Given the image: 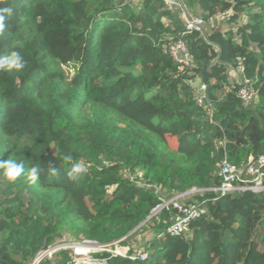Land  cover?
Returning <instances> with one entry per match:
<instances>
[{"label":"trees","instance_id":"trees-1","mask_svg":"<svg viewBox=\"0 0 264 264\" xmlns=\"http://www.w3.org/2000/svg\"><path fill=\"white\" fill-rule=\"evenodd\" d=\"M180 3L0 0L11 9L0 54L26 61L0 71V159L25 167L15 182L0 177V264H32L67 242L128 247L94 252L104 264H264V192L213 191L223 161L264 157V0ZM191 9L198 16L185 17ZM221 15L229 28L186 29ZM178 43L188 64L170 53ZM34 166L44 171L33 183ZM190 191L180 203L204 213L170 236L177 210L155 211ZM143 233L142 250L129 248ZM37 264L76 258L63 249Z\"/></svg>","mask_w":264,"mask_h":264},{"label":"built area","instance_id":"built-area-1","mask_svg":"<svg viewBox=\"0 0 264 264\" xmlns=\"http://www.w3.org/2000/svg\"><path fill=\"white\" fill-rule=\"evenodd\" d=\"M171 4V3H170ZM224 15H221V17ZM219 17V16H218ZM186 29L188 31L195 30L200 31V27L203 25L202 21L197 18H188L186 20ZM171 55L179 62L183 64H188V54L186 53V49L183 44L178 43L174 49L171 50ZM240 97L243 101L249 102L254 99V94L247 90L246 88H243L239 92ZM219 176L221 177V186L219 188L213 189L215 192H221L223 193H235V192H242V191H251V192H264V157H258L255 161L250 162L243 168H237L235 165H232L228 163L227 161H223L219 170ZM181 198V196H177L162 205H160L155 213H157L159 210L163 208H168L169 206H172L175 208L178 212L177 216L171 223V225L167 229V233L170 236H179L183 233V231L186 229V227L190 224L191 221L196 220L199 218L204 211L199 208H193L188 207L186 205L181 204L178 200ZM117 244V243H116ZM69 244H62L56 247H53L52 249H47L46 252H44V256L51 255V253H55L58 250L63 249H71L73 248L75 250V254L78 255L75 245L68 246ZM86 246V245H85ZM83 246V247H85ZM61 247V248H60ZM54 248H59L58 250ZM86 248L93 250V251H106L105 247H97V246H86ZM96 249V250H95ZM72 250V249H71ZM90 252V251H89ZM42 253V252H41ZM40 257H36L34 262L36 264L38 261L43 258L44 256L42 254ZM116 255H120L122 257H126V254L123 256L122 254L115 253ZM146 257L145 254H140L139 259L144 260ZM129 259H134L135 256H129ZM104 263V262H103Z\"/></svg>","mask_w":264,"mask_h":264},{"label":"rangeland","instance_id":"rangeland-1","mask_svg":"<svg viewBox=\"0 0 264 264\" xmlns=\"http://www.w3.org/2000/svg\"><path fill=\"white\" fill-rule=\"evenodd\" d=\"M167 1L169 3H171V5H172L173 8L174 7H179L181 5L180 0H167ZM140 2H141V0H132V3H133L134 6H139ZM184 9H186V7H184ZM184 13H185V17L187 16L186 14L191 15L190 17H196V16H198V12H197V14H195V10H192V9L191 10H187ZM225 20H226L225 19V16L216 17V19H213L212 20L211 25H205V24L202 25L200 27V31L203 34H208L210 32V30H212V27H214L216 29H226V28H229L226 25ZM230 71H231L230 72V77H229L230 78V82H238V80H239V78H238V71L237 70L236 71L230 70ZM132 180H134L139 185L142 184V183L140 184V182H141V176L139 174H137L136 177L133 176L132 177ZM194 193H195V191L186 192L185 194H183L181 196V198L178 201L179 202H182V203H185V201L190 200V198L192 197V195ZM143 234L134 235L130 239V241H129V246H130L129 248L134 249V250L141 251L142 248H143V243H144L145 239L148 237V234H144V235ZM64 244H66V243H64ZM67 244H69L68 246H73V245L76 246L75 249H76L78 255L75 254V250L72 249V251L75 254L76 264H104L103 261H100L96 257L93 256V253L94 252H97V251L89 250L88 248H86V246H92V245L93 246H97V247H102V246L95 245L94 243L92 244V243H89V242H83V243H72V242H69L68 243L67 242ZM59 245H55V247L56 246H59ZM83 246H85V247H83ZM103 247H105V249H106L107 252H112L114 254L119 252L123 256L126 254V252H128V247L127 246H118V245H116V243H114L113 245H108V246L106 245V246H103ZM80 248H83V250L80 249ZM55 249H57V248H54V250ZM46 251H44V252H46ZM44 252H42L41 254L43 255ZM51 255H52V253H51ZM51 255H48L47 254L46 256L49 257ZM40 256L41 255H39L38 257H40ZM34 261H33L32 264H36V262H34Z\"/></svg>","mask_w":264,"mask_h":264},{"label":"clouds","instance_id":"clouds-1","mask_svg":"<svg viewBox=\"0 0 264 264\" xmlns=\"http://www.w3.org/2000/svg\"><path fill=\"white\" fill-rule=\"evenodd\" d=\"M5 13L11 14V9L0 8V33H3L5 28ZM26 61L21 53L17 50H12L6 54H0V71L2 72H12L19 71L25 67ZM65 160H71L72 157L65 156ZM44 171L40 166L31 167L28 170V177L34 183L39 178L41 173ZM47 172L52 176H55L58 172L54 162L49 161L47 166ZM81 172L79 165L74 164L72 168L67 172L69 179H76L78 174ZM25 173V167L22 161H17L14 159H0V177L6 181L12 183L21 177Z\"/></svg>","mask_w":264,"mask_h":264},{"label":"bare ground","instance_id":"bare-ground-1","mask_svg":"<svg viewBox=\"0 0 264 264\" xmlns=\"http://www.w3.org/2000/svg\"><path fill=\"white\" fill-rule=\"evenodd\" d=\"M80 249H82L83 250V248H80ZM90 250V249H89Z\"/></svg>","mask_w":264,"mask_h":264},{"label":"water","instance_id":"water-1","mask_svg":"<svg viewBox=\"0 0 264 264\" xmlns=\"http://www.w3.org/2000/svg\"><path fill=\"white\" fill-rule=\"evenodd\" d=\"M71 249H73V248H71ZM96 250V249H95ZM97 251V250H96Z\"/></svg>","mask_w":264,"mask_h":264}]
</instances>
